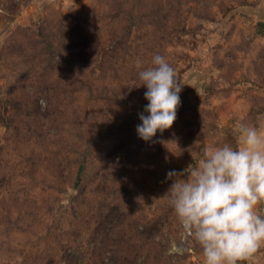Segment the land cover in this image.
Returning <instances> with one entry per match:
<instances>
[{"label":"rangeland","instance_id":"1","mask_svg":"<svg viewBox=\"0 0 264 264\" xmlns=\"http://www.w3.org/2000/svg\"><path fill=\"white\" fill-rule=\"evenodd\" d=\"M156 54L183 87L145 142ZM240 123L264 131V0H0V264H204L194 238L168 254L167 173Z\"/></svg>","mask_w":264,"mask_h":264},{"label":"clouds","instance_id":"2","mask_svg":"<svg viewBox=\"0 0 264 264\" xmlns=\"http://www.w3.org/2000/svg\"><path fill=\"white\" fill-rule=\"evenodd\" d=\"M151 64L142 68L137 61L148 104L136 131L145 142L173 126L183 87L165 57L156 54ZM40 104L42 110L47 107L44 100ZM237 133L239 146L209 149L198 164L167 173L173 181L167 198L182 230L169 255L184 254L187 241L194 238L204 264H241L264 246V214L257 211L264 205V131L240 123Z\"/></svg>","mask_w":264,"mask_h":264}]
</instances>
